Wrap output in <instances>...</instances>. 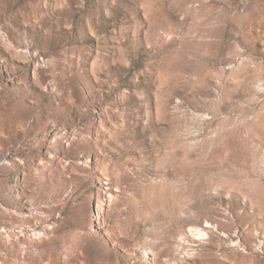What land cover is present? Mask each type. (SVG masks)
<instances>
[{
  "label": "rangeland",
  "instance_id": "obj_1",
  "mask_svg": "<svg viewBox=\"0 0 264 264\" xmlns=\"http://www.w3.org/2000/svg\"><path fill=\"white\" fill-rule=\"evenodd\" d=\"M0 264H264V0H0Z\"/></svg>",
  "mask_w": 264,
  "mask_h": 264
}]
</instances>
